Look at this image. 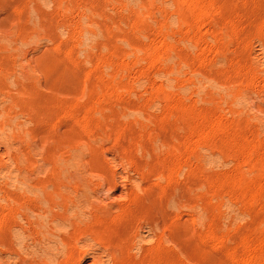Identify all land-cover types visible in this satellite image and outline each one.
Returning a JSON list of instances; mask_svg holds the SVG:
<instances>
[{
    "label": "rangeland",
    "instance_id": "374dc122",
    "mask_svg": "<svg viewBox=\"0 0 264 264\" xmlns=\"http://www.w3.org/2000/svg\"><path fill=\"white\" fill-rule=\"evenodd\" d=\"M0 264H264V0H0Z\"/></svg>",
    "mask_w": 264,
    "mask_h": 264
}]
</instances>
